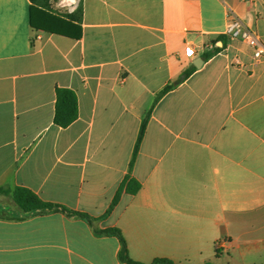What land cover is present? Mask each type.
<instances>
[{
  "label": "crops",
  "instance_id": "1",
  "mask_svg": "<svg viewBox=\"0 0 264 264\" xmlns=\"http://www.w3.org/2000/svg\"><path fill=\"white\" fill-rule=\"evenodd\" d=\"M62 1L50 0L57 14L82 4L80 39L45 32L31 0H0V188L101 217L149 116L131 173L141 188L95 227L0 195V264H123L119 240L95 228L120 229L145 264H264V58L226 35L231 10L264 44V0ZM57 88L77 95L67 128L54 124Z\"/></svg>",
  "mask_w": 264,
  "mask_h": 264
},
{
  "label": "trees",
  "instance_id": "2",
  "mask_svg": "<svg viewBox=\"0 0 264 264\" xmlns=\"http://www.w3.org/2000/svg\"><path fill=\"white\" fill-rule=\"evenodd\" d=\"M32 3L40 6L43 9V30L50 34H59L72 39H80L82 37V16L83 7L80 2L75 12L66 14L55 13L50 5V0H31ZM223 41V39H222ZM221 51V48H216L212 53L206 54L205 58L209 59L212 55ZM195 71V67L186 70L180 77L181 82L188 79ZM173 85L166 86L157 96L156 101L163 97L166 93L172 90ZM56 108L54 114V124L61 128H67L78 118V99L74 91L70 89L57 88L56 90ZM149 117V116H148ZM148 117L142 123L140 134L136 143L133 158L130 164V171L124 181L121 183L116 195L107 210V212L98 218H94L87 213L71 210L63 205L45 202L32 190L25 187H15L10 190L15 204L23 212L39 211L40 213L48 212H63L69 216L77 217L91 226H96L100 221L107 219L118 205L124 192L135 195L141 188V184L131 176L133 164L136 160L140 144L144 137ZM5 192L4 188H0V193ZM95 233L98 236L116 237L121 245L119 259L123 264H145L134 260L129 253L127 241L118 228L98 229L95 228ZM151 264H175L172 260L158 258Z\"/></svg>",
  "mask_w": 264,
  "mask_h": 264
},
{
  "label": "built area",
  "instance_id": "3",
  "mask_svg": "<svg viewBox=\"0 0 264 264\" xmlns=\"http://www.w3.org/2000/svg\"><path fill=\"white\" fill-rule=\"evenodd\" d=\"M255 3L256 0H247ZM76 3L75 0H63L62 7H70ZM230 25L226 31V35L231 39H237L243 42L251 50L253 59L260 61L264 58V44L259 38L256 31L249 28L235 13L228 11ZM185 55L189 59L196 57V50L193 44H188L185 48ZM232 65L241 66L240 58L237 56L232 59Z\"/></svg>",
  "mask_w": 264,
  "mask_h": 264
},
{
  "label": "rangeland",
  "instance_id": "4",
  "mask_svg": "<svg viewBox=\"0 0 264 264\" xmlns=\"http://www.w3.org/2000/svg\"><path fill=\"white\" fill-rule=\"evenodd\" d=\"M63 10H66L65 8ZM5 192H2L0 193V195H5L8 199H6L5 201H8L11 206V210L16 206L13 202V199H12V195L10 193V190L7 189V188H4Z\"/></svg>",
  "mask_w": 264,
  "mask_h": 264
},
{
  "label": "water",
  "instance_id": "5",
  "mask_svg": "<svg viewBox=\"0 0 264 264\" xmlns=\"http://www.w3.org/2000/svg\"><path fill=\"white\" fill-rule=\"evenodd\" d=\"M202 63H203V60H202ZM202 63L199 64V63H197V62H194V65H195L197 68H199V67L202 65ZM180 83H181V81H180V80H177V81L174 83V85H178V84H180Z\"/></svg>",
  "mask_w": 264,
  "mask_h": 264
}]
</instances>
